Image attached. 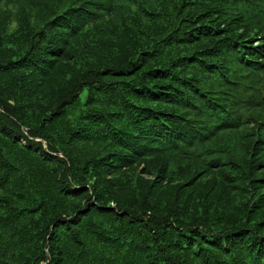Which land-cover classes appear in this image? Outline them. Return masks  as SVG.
Returning <instances> with one entry per match:
<instances>
[{
	"label": "trees",
	"instance_id": "16d2710c",
	"mask_svg": "<svg viewBox=\"0 0 264 264\" xmlns=\"http://www.w3.org/2000/svg\"><path fill=\"white\" fill-rule=\"evenodd\" d=\"M0 264H264V0H0Z\"/></svg>",
	"mask_w": 264,
	"mask_h": 264
}]
</instances>
